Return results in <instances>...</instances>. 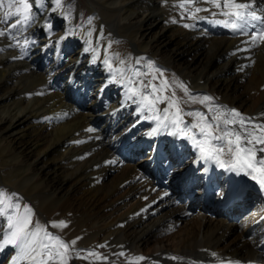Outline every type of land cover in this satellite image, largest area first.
Instances as JSON below:
<instances>
[{"label": "bare ground", "instance_id": "bare-ground-1", "mask_svg": "<svg viewBox=\"0 0 264 264\" xmlns=\"http://www.w3.org/2000/svg\"><path fill=\"white\" fill-rule=\"evenodd\" d=\"M246 1L258 14H264V0ZM12 2L4 0L0 8V30L15 22L16 18L3 21L5 11H15V7L9 9ZM180 2L87 0L86 11L73 23L68 14L72 8L81 10L78 0H61L59 6L56 0H29L32 21L20 30L8 28L0 36L4 40L9 35L7 43L14 45L9 59L16 62L4 63L7 50L1 44L0 189L17 194L21 205L31 208L33 222L53 236L69 243L76 240L79 257L73 254L68 264H207L220 259H264L259 250L264 239V199L251 203V211L235 216L236 220L219 210L208 218L198 208L176 199L171 188L179 178L186 179L195 171L199 174L204 166L216 168L227 189L245 183L259 189L260 184L251 175L203 159L192 139L168 134L174 131L169 121H165L168 127L148 135L158 121L140 119L137 103L126 95V88L139 80L147 83L162 72L163 77L153 83L168 80L172 88L163 95L171 96L175 90L185 113L201 111L209 121L223 113L221 132L240 127L222 123L231 118L226 109L264 124V43L248 48L243 43L245 36L211 34L207 26L224 19L211 15L218 10L205 2L190 5L192 10L210 9L197 14L205 19L193 20L178 6ZM97 37L101 38L100 53L93 62V51L85 49L88 41L96 48ZM109 43L113 72L103 63V49ZM26 48L30 58L23 60L19 52ZM238 48L248 50L238 52ZM136 69L141 75H134ZM121 76L124 83L118 82ZM174 80L183 82L194 95L214 99L205 104L184 103L188 97L172 84ZM52 81L60 82L62 90H51ZM165 107L167 101L158 104L162 121ZM144 115L150 113L145 110ZM183 120L197 125L187 135L194 133L200 139L203 121L188 115ZM92 121L98 123L97 128L90 125ZM255 135L262 133L257 130ZM157 147H163L173 162L166 188L156 186L147 165ZM126 153L128 158L123 156ZM221 159H232L226 141ZM89 252L108 259H97ZM121 252L124 255H119ZM16 254L13 246H6L0 250V264H10ZM141 256L145 259H136Z\"/></svg>", "mask_w": 264, "mask_h": 264}, {"label": "snow or ice", "instance_id": "snow-or-ice-1", "mask_svg": "<svg viewBox=\"0 0 264 264\" xmlns=\"http://www.w3.org/2000/svg\"><path fill=\"white\" fill-rule=\"evenodd\" d=\"M201 2L209 3L213 5L218 11L211 12L213 17L223 16L224 19L215 20L217 24H221L224 27L230 29L232 32L245 36L247 39L243 43L248 45V48L258 46L260 43H264V14H258L253 9L252 4L246 2H238V0H181L179 7L185 12L189 13V18L193 20L205 19L206 17H200L197 14L201 11H210L207 8L195 7L194 10L189 8L190 5L199 4ZM57 5L61 4V0H56ZM4 7V0H0V8ZM15 7V11H5L3 21H8L10 18H16L14 23L9 24L4 30H0V36L6 34L7 29L20 30L22 26H27L33 19L32 4L29 0H13L9 3V9ZM18 17V18H17ZM183 18V17H181ZM176 22V21H173ZM185 27L189 25L185 24ZM251 29V32L249 31ZM90 35V33H89ZM63 39V37H61ZM100 37H97L96 48L91 47V41H88L89 47L85 51H93V62L99 58V43ZM27 43V41H26ZM14 45H9L12 47ZM111 47L109 43L108 47L103 49V63L108 67L110 72L112 69V56L109 55L108 48ZM248 49H240L237 51H247ZM118 57V53L112 54ZM15 58V57H14ZM120 64H124V60H119ZM117 71L123 72V69ZM159 72V70H157ZM134 75H141L139 69H136ZM148 75V73H143ZM159 77H163V73H159ZM159 77L153 76L152 80L145 83L143 80L136 82L133 87L126 88V95L128 99L137 103V111L140 114V119L156 120L157 126L152 129L148 135H156L160 128L168 127L169 125L165 121H169L174 131L169 132V135L187 136L192 139L195 146H197L201 153H203V159L214 160L217 165L228 171L243 172L246 175H251L252 180L260 184L264 189V156L259 155L264 153V147H255V145H264V124L254 123V118H247L241 116L235 109H226L231 118L224 119L222 123L239 124V130L236 128L225 129L220 131V113L218 116L212 117L209 121L205 113L201 111L184 112L181 107V98L176 96L175 90H172L171 96L163 95L167 90L172 88L166 78L161 80V83L157 85L153 83V80ZM113 80L116 76L113 74ZM120 83H124L123 76H121ZM132 80L129 78L128 83ZM172 84H175L180 88L184 95L188 97L184 103H200L212 101L214 98L209 96H197L190 92L187 85L183 82L174 80ZM148 89H151L149 92ZM154 97V99H153ZM167 101V107L163 109L166 114L162 121L159 116L160 109L158 104ZM220 106H216L219 112ZM174 109V112L170 110ZM145 110L150 115H144ZM212 110V106H209V111ZM199 117L203 121V126L199 127L201 138L196 139L195 134L188 136L187 133L192 128L197 127L196 124H185L183 116ZM139 122V120H138ZM184 125V127H181ZM215 125V126H214ZM259 130L262 135L256 136L255 132ZM88 131H92L89 129ZM219 133V134H216ZM235 137L233 140L231 137ZM251 137V138H249ZM225 141L227 144V153L231 154L232 159H221V155L225 154ZM246 141V144H245ZM255 141V145L253 144ZM208 145V146H206ZM235 145V150H233ZM83 158V157H81ZM259 165V167L257 166ZM33 213L28 205H21L19 197L15 193H8L4 189H0V250L6 246H13L16 249V255L12 258L10 264H19L20 261H26L27 264H68V261L72 258L73 254L79 257V252L75 249L76 240L69 242L63 241L59 236H53L52 233L47 231L46 227L41 226L38 222H33ZM6 220V225L3 221ZM62 226H65L61 222ZM55 227V225H53ZM80 239L77 237V240ZM106 245H99L98 247H105ZM88 255H95L97 259L107 260V256H101L95 252H89ZM119 255H124L123 252ZM212 256H217L216 253H212ZM87 258V257H82ZM137 260H143L144 257H137ZM172 259H179L178 257H172ZM231 264V262H229ZM239 264V262H237Z\"/></svg>", "mask_w": 264, "mask_h": 264}, {"label": "rangeland", "instance_id": "rangeland-1", "mask_svg": "<svg viewBox=\"0 0 264 264\" xmlns=\"http://www.w3.org/2000/svg\"><path fill=\"white\" fill-rule=\"evenodd\" d=\"M78 1L80 2L81 10H80V11H77L76 9L72 8V9H70L69 14H68V19L72 20L73 23H74L75 21L81 19V15L86 11V9H87V5H88L87 0H78ZM94 6L98 7V3H94ZM64 8H65V6H64ZM74 12H75V13H74ZM8 36H9V35H7V37H6L4 40H2V39L0 38V45H1V44L5 45L6 50H7L6 53H5L6 55H3V56H5L6 58L3 59V60H4V63L15 64V63H16L15 60H13V59H9L10 47H9V45H8V43H7V40H6V39L8 38ZM0 57H2V56H0ZM6 60H7V61H6ZM5 61H6V62H5ZM187 206H189V205L187 204ZM207 217H208V216H207ZM208 218H210V217H208Z\"/></svg>", "mask_w": 264, "mask_h": 264}]
</instances>
